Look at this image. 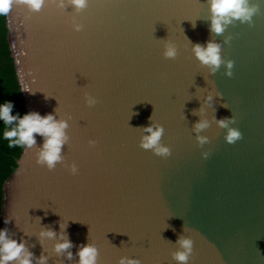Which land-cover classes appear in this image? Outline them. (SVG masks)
<instances>
[{
	"label": "water",
	"instance_id": "obj_1",
	"mask_svg": "<svg viewBox=\"0 0 264 264\" xmlns=\"http://www.w3.org/2000/svg\"><path fill=\"white\" fill-rule=\"evenodd\" d=\"M250 2L260 4L251 27L236 22L211 37L222 44V58L234 61L231 78L223 66L210 76L191 53L189 42L210 39L206 0H89L79 14L47 3L38 13L13 6L9 43L27 113L44 116L57 108L58 118L71 117L63 155L79 173L61 165L53 231L59 233L60 221L68 225L73 257L76 245L91 243L99 264L121 257L177 264L171 253L183 234L194 242L189 264H264V0ZM74 23L83 30L74 32ZM226 36L229 44H223ZM166 39L177 46L175 60L162 56ZM214 90L222 100L214 97L213 107L192 115ZM86 92L98 99L95 107L85 105ZM213 115L233 116L237 123L230 127L242 139L227 144L225 131L213 123L201 133L210 143L197 147L192 125ZM150 116L164 127L161 143L172 152L167 159L138 146L137 128L148 126ZM35 138L39 148L43 139ZM89 140L97 141L95 148ZM36 151L24 149L4 182L0 220L9 214V233L34 256L44 252L49 264H76L55 255L50 263L54 241L40 244L36 237L50 226L44 216L21 232L13 222L16 209L31 214L37 208L35 199L22 202L23 188L35 191L40 184L32 177L45 168L36 165ZM183 226L189 230L182 233Z\"/></svg>",
	"mask_w": 264,
	"mask_h": 264
},
{
	"label": "clouds",
	"instance_id": "obj_2",
	"mask_svg": "<svg viewBox=\"0 0 264 264\" xmlns=\"http://www.w3.org/2000/svg\"><path fill=\"white\" fill-rule=\"evenodd\" d=\"M47 4H55V6L63 11L71 7L72 11L79 14L84 11L89 4V0H0V18L6 17L13 6H24L29 12L38 13ZM208 8L209 34L210 39L203 45L200 43H191V53L198 64L208 69L209 75H214L218 72L221 66L225 68L224 75L231 78L233 73L234 61L224 60L222 58V44L213 40L212 36H222L229 26H234L236 22L240 24H247L252 26V18L259 14L260 4L258 2H250V0H206ZM193 29L196 27V22L191 21ZM83 26L78 23L73 24V31L80 32ZM231 36H226L223 44H229ZM164 47L162 56L166 60H175L178 56L177 46L164 40ZM22 91L29 94H35L28 89ZM45 99L51 96L44 95ZM214 97L221 99V94L215 90L205 95L203 105L198 109H193L192 115L202 116L204 107H213ZM84 103L88 108H93L99 103L98 99L89 94H84ZM220 107L227 109L226 104H220ZM13 104L5 102L0 104V121L4 124L2 138L6 140L8 148L20 147L28 150L36 148L35 163L37 166L45 167L48 171H53L58 164L67 168L71 175H78L79 169L75 163L65 164V156L63 150L66 145L70 143V136L68 129L70 127L68 120L71 117L58 118L57 108L54 114H46L41 116L37 112H30L20 115H13ZM133 115H135L133 113ZM185 119V117H183ZM215 124L217 129L224 130V141L232 145L242 139V133L238 128L230 127L236 124V119L231 118L216 119L213 115L212 121L208 119H199L192 125L191 131L195 134V142L197 147H202L210 143L208 136L201 135L207 131L212 124ZM142 133L139 141V148L145 151H150L153 155L167 159L172 155L171 148L161 143L164 136V127L160 124L152 122V116L149 117V125L146 127H138ZM43 139V144L39 148L36 147V136ZM97 145L96 140H89V148H95ZM202 158L206 159L209 153L204 152L201 154ZM40 222V218L37 217ZM8 216L4 220L7 225L11 222ZM60 231L59 233L52 230L50 226H43L36 234L38 242L54 241L52 245V253L56 257H63L67 261L76 260V264H99V250L91 244L76 245L78 248L76 256L73 257L71 249L74 247L73 243L68 237L66 232L67 224L58 222ZM183 226L182 233L188 231ZM174 231V229H173ZM14 234L9 233L7 227L0 230V264H49V256L44 255L42 252L39 258L29 251L26 242L21 240L17 242L13 239ZM26 235V234H25ZM123 243V242H122ZM177 250L171 253L172 259L177 264H189L193 255L194 242L190 237L183 234L179 235L175 241ZM42 246V245H41ZM35 247V245H32ZM117 264H141L138 259L121 257Z\"/></svg>",
	"mask_w": 264,
	"mask_h": 264
},
{
	"label": "trees",
	"instance_id": "obj_3",
	"mask_svg": "<svg viewBox=\"0 0 264 264\" xmlns=\"http://www.w3.org/2000/svg\"><path fill=\"white\" fill-rule=\"evenodd\" d=\"M5 102L13 104V115L27 114L10 50L7 16L0 18V104ZM3 130L4 124L0 121V134ZM7 143L0 135V213L3 206V184L17 170L24 150L20 147L8 148Z\"/></svg>",
	"mask_w": 264,
	"mask_h": 264
},
{
	"label": "bare ground",
	"instance_id": "obj_4",
	"mask_svg": "<svg viewBox=\"0 0 264 264\" xmlns=\"http://www.w3.org/2000/svg\"><path fill=\"white\" fill-rule=\"evenodd\" d=\"M44 42L46 44L43 45V48L47 46L46 55L44 56L48 64L50 63V52H49V43L48 39H45V37H42ZM60 176H61V165L58 164L56 168L53 171H48L46 168H42L39 170L35 175L32 177V183H38L40 184L39 187L35 191L30 190L31 186H26L23 188V190L26 191V195L24 199H22V202L27 201V199L36 200L37 208L34 211V213H31L25 210L23 207H20L21 209L16 212H13L15 215L13 217V222L16 224V226L20 227V232L25 229V226L31 225L33 219L37 224L39 222L38 219L32 218L35 214L36 217L38 216L41 218L44 216V224H50V227L52 230L55 226V219L56 215L55 213H58V202H59V189H60ZM22 183L20 184V186ZM16 207V204L14 205ZM41 221V220H40ZM25 223V224H24ZM36 226V225H35ZM51 242V241H49ZM37 249H39V253L41 250V246L38 244ZM49 255L51 258L50 263L53 262L54 254L52 253V249L49 250ZM44 254V253H43ZM41 256V255H40ZM36 257V256H35ZM39 258V257H37Z\"/></svg>",
	"mask_w": 264,
	"mask_h": 264
},
{
	"label": "rangeland",
	"instance_id": "obj_5",
	"mask_svg": "<svg viewBox=\"0 0 264 264\" xmlns=\"http://www.w3.org/2000/svg\"><path fill=\"white\" fill-rule=\"evenodd\" d=\"M9 15H11V17H13V16L15 15V12H14L13 8H12L11 11L9 12ZM23 85H24V84H23ZM24 89H26V88L24 87ZM24 97H25V96H24ZM26 100H27V99H26ZM8 216H9V214L6 213V212L4 211L3 216H2V218H1V220H0V230L4 229V228L7 226V225L4 224V220H5V218L8 217Z\"/></svg>",
	"mask_w": 264,
	"mask_h": 264
}]
</instances>
